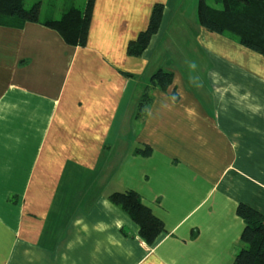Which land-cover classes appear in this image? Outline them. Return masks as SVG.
Listing matches in <instances>:
<instances>
[{"label": "crops", "instance_id": "obj_1", "mask_svg": "<svg viewBox=\"0 0 264 264\" xmlns=\"http://www.w3.org/2000/svg\"><path fill=\"white\" fill-rule=\"evenodd\" d=\"M197 2L94 0L84 46L0 25V264H234L236 205L264 215V57L203 29ZM127 189L163 222L151 243L108 199Z\"/></svg>", "mask_w": 264, "mask_h": 264}, {"label": "trees", "instance_id": "obj_2", "mask_svg": "<svg viewBox=\"0 0 264 264\" xmlns=\"http://www.w3.org/2000/svg\"><path fill=\"white\" fill-rule=\"evenodd\" d=\"M94 0H84L83 6L68 7L61 15L40 17L41 1L25 7L26 0H0V25L20 27L25 22H39L57 31L63 40L73 46H84ZM163 5H153L147 27L127 44L126 52L140 56L150 38L159 28ZM199 25L210 32L227 33L239 44L264 57V0H198ZM172 80V72L159 68L149 78L138 103L142 110L150 100L154 86L165 88ZM109 201L120 207L138 225L139 235L147 242L164 231L163 222L144 204L133 189L114 191ZM235 213L243 222L240 241L243 246L234 256V264H264V215L245 203H238Z\"/></svg>", "mask_w": 264, "mask_h": 264}, {"label": "rangeland", "instance_id": "obj_3", "mask_svg": "<svg viewBox=\"0 0 264 264\" xmlns=\"http://www.w3.org/2000/svg\"><path fill=\"white\" fill-rule=\"evenodd\" d=\"M36 0H26L25 7H30L32 3ZM41 1V8H40V17L43 18L46 15H52L53 12L57 13L54 18H57L61 15V11L64 9L74 6V7H82L83 0H40Z\"/></svg>", "mask_w": 264, "mask_h": 264}]
</instances>
